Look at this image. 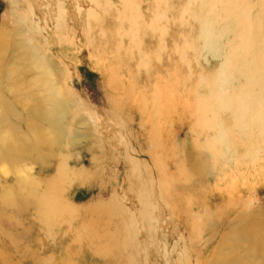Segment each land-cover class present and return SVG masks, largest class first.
<instances>
[{"label": "rangeland", "instance_id": "obj_1", "mask_svg": "<svg viewBox=\"0 0 264 264\" xmlns=\"http://www.w3.org/2000/svg\"><path fill=\"white\" fill-rule=\"evenodd\" d=\"M229 2L0 0V63L60 103L54 155L24 176L63 214L15 213L0 264H264V49L249 33L230 60Z\"/></svg>", "mask_w": 264, "mask_h": 264}, {"label": "bare ground", "instance_id": "obj_2", "mask_svg": "<svg viewBox=\"0 0 264 264\" xmlns=\"http://www.w3.org/2000/svg\"><path fill=\"white\" fill-rule=\"evenodd\" d=\"M250 1L231 0L228 4L231 15L238 11L240 13L235 16L232 15L230 19L235 24L230 21L229 27L226 26L225 28L226 30L228 27V30L237 35L232 41V44L238 45V49H234L231 55L230 60L232 61L235 59L234 56L244 57L247 55V52L243 54L244 47L242 49V46H246L249 33H252L250 37L253 40L255 39L257 43L260 41V44H257L256 47L264 49V0H259L254 8L252 7L253 5L251 6ZM252 9V16L256 18V21H258L257 18L260 21L257 22L258 24L254 28L251 26L253 29L250 31L247 30L248 26H246V22H248L246 14ZM209 33L211 34V32ZM206 38L209 42V36ZM257 48L255 49L257 50ZM257 52L260 54V51ZM3 67L2 63H0V167L4 169V166H7L8 170L6 172L13 176L14 180L12 181L13 186L6 182L0 187L2 189V192H0V236L12 239L14 237L11 233L12 229L16 228V223L12 218L15 213L17 216L27 217L31 211H34V215L39 220L49 219L53 214L58 217L63 216V214L58 212L60 209L54 195L56 193L54 192L56 191L55 188H57L54 185L55 183H53L54 181L50 185L43 186L29 175L24 176L28 163L33 160L36 163L43 161V155L47 152V149H49L47 155H54L47 139L51 136L57 139L62 129L60 119H58L59 114H61L60 103L55 96L54 90L50 89L51 86L48 83V79L41 75L30 80L26 79V76H29L33 72L32 70L35 71V69L14 66V69L9 70V67L7 69ZM41 94L46 95V98H40ZM8 98H12L13 101L10 102ZM11 103L16 108L19 105L23 108L24 104V110L28 113L25 123V127L28 130L26 135L16 128L15 122L17 119L12 115ZM12 119L15 122L12 123ZM46 125L50 128L49 131L44 130ZM47 135L49 136L47 137ZM30 137L34 140L32 141ZM60 170L61 167L59 166L58 171ZM59 176L60 174H57L54 177L55 181H57ZM6 226H10L11 229L7 230ZM255 229H251L250 239L263 243L264 235L257 230V226ZM17 234L19 235V233Z\"/></svg>", "mask_w": 264, "mask_h": 264}]
</instances>
